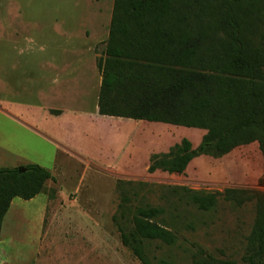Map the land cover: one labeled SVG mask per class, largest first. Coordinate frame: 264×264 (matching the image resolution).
I'll return each instance as SVG.
<instances>
[{
    "label": "rangeland",
    "instance_id": "374dc122",
    "mask_svg": "<svg viewBox=\"0 0 264 264\" xmlns=\"http://www.w3.org/2000/svg\"><path fill=\"white\" fill-rule=\"evenodd\" d=\"M112 5L113 0H0V102L42 100L46 60L65 45L90 53L96 65L108 37ZM77 30L82 32L73 38L64 35ZM109 122L101 135H112L115 145L113 155L94 154L106 158L101 167L63 151L51 156L42 143L19 142L18 135L31 132L0 112V167L32 162L55 179L46 183L47 196L12 200L2 223L1 264H143L121 243L119 231L131 227L140 206L162 209L157 221L178 237L173 245L148 243V264H193V247L241 264L264 217V154L259 144L239 146L222 157L198 156L183 174L149 173L153 155L167 152L183 138L196 147L206 131H166L160 123L141 127L120 118ZM61 134L81 135L72 130ZM226 189L237 191L235 199L218 197L208 211L189 199V191Z\"/></svg>",
    "mask_w": 264,
    "mask_h": 264
},
{
    "label": "trees",
    "instance_id": "16d2710c",
    "mask_svg": "<svg viewBox=\"0 0 264 264\" xmlns=\"http://www.w3.org/2000/svg\"><path fill=\"white\" fill-rule=\"evenodd\" d=\"M96 67L98 114L206 131L196 147L183 138L153 155L149 173L183 174L198 156L222 157L252 142L264 154V0H113ZM48 180L55 179L37 164L0 167V234L11 201L47 195ZM189 193L208 211L237 191ZM162 212L140 206L131 227H119L121 243L143 264L148 243L178 239L157 221ZM193 249V264H238ZM241 264H264V217Z\"/></svg>",
    "mask_w": 264,
    "mask_h": 264
},
{
    "label": "crops",
    "instance_id": "0c3cea01",
    "mask_svg": "<svg viewBox=\"0 0 264 264\" xmlns=\"http://www.w3.org/2000/svg\"><path fill=\"white\" fill-rule=\"evenodd\" d=\"M85 26L79 25V29ZM80 32L82 31H64V35L70 39ZM71 48L76 47L65 45L60 54H52L46 60L44 79L47 88L42 100L39 99L31 104L3 100L0 102V112L31 132L32 135H18L19 142L24 140L35 146L42 143L41 146L51 156H57L59 152L63 151L80 156L97 166L104 167V163L107 161L106 158L96 157L94 154L98 151L100 156L106 153L113 155L111 151H113L115 144L113 138H111L112 135H101V128L109 127V120H115L117 117L98 114L97 101L101 75L95 65L94 57L84 50ZM21 107L24 108V113L19 112ZM51 111L56 113L54 114ZM29 115H32V117H29ZM129 120L141 127H144L143 124L149 123ZM46 124H52L53 126L48 127ZM113 126L117 127L116 124ZM161 126H165L164 130L166 131H171V128L175 127L167 124ZM71 130L81 135L61 134L63 131L70 132ZM82 133H85V135ZM91 147L94 149L91 150ZM18 151L11 154L16 156ZM25 164L35 163L19 161L16 162L15 166L9 168ZM46 196L44 197L45 202ZM37 197L38 195L35 196V198ZM1 235L2 227L0 240Z\"/></svg>",
    "mask_w": 264,
    "mask_h": 264
},
{
    "label": "water",
    "instance_id": "95a60500",
    "mask_svg": "<svg viewBox=\"0 0 264 264\" xmlns=\"http://www.w3.org/2000/svg\"><path fill=\"white\" fill-rule=\"evenodd\" d=\"M20 170V169H19Z\"/></svg>",
    "mask_w": 264,
    "mask_h": 264
}]
</instances>
